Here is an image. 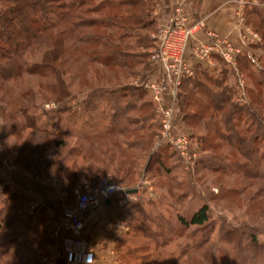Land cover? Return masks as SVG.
Instances as JSON below:
<instances>
[{
    "label": "trees",
    "instance_id": "trees-1",
    "mask_svg": "<svg viewBox=\"0 0 264 264\" xmlns=\"http://www.w3.org/2000/svg\"><path fill=\"white\" fill-rule=\"evenodd\" d=\"M149 2L0 0V95L6 96L11 91L10 84L26 75L50 77L55 83L48 86L49 96L43 101L54 99L65 107L48 121H42L37 114L41 94L31 88L19 92L15 100L18 107L14 111L0 106V118L6 122L3 138L17 139L12 158L23 170L39 174L43 166L46 177L53 170V175L69 180L70 192L80 183L94 185L112 174L127 195L128 191L135 190L144 173L166 180L161 184L170 193L176 187L180 189L170 177L176 167L169 162L174 157L177 161L182 158L170 146L157 145L160 126L156 121L155 104L148 91L130 82L148 74L152 69L150 63L154 64L150 53L154 47L151 39L155 26L154 5ZM247 17L248 24L260 33L264 42V11L253 8ZM37 55L40 60L32 62L31 57ZM217 62V69L222 65L218 77L210 73L215 69L198 68L194 77L183 79L175 106V121L180 129H188L191 141L194 136L200 138L198 146L204 156L199 159L198 167L210 172H232L233 169L241 174L243 183L247 179L264 182V95L248 89L249 103H235L225 86L228 71L224 69H229V65L220 59ZM262 62L264 64V59ZM249 64L247 53H243L239 58L240 70H246L256 87L263 90L264 67H260L263 79L257 81L258 76L251 72ZM73 91H87L81 112L87 114L88 120L80 116L79 109H68L76 95ZM103 104L113 109L107 114ZM95 111L100 112L102 120L109 119L106 131L101 132L100 124L95 123ZM18 117L24 120L20 124ZM51 119L55 120L53 125L49 123ZM170 149L173 150L170 155L163 154ZM224 150H228L231 157L222 159V153L217 155ZM247 183L246 190L236 192V196H245ZM227 188H223L222 196L233 198ZM7 196L8 201L19 200V205H9L6 199L0 205V264H30L33 251H46L42 223L34 221L38 215L30 217L25 213L23 194ZM250 201L249 211L258 207L257 217L263 219L264 208L259 209V206L264 201V187L251 196ZM177 203L182 204L181 195ZM145 204L132 205V210L162 232L158 249L174 244L182 230H209V203L191 213L192 208L178 213V228L163 223L162 216L160 221L156 219L146 210ZM140 220L132 219V223L135 225L136 221L140 225L139 233L145 231L141 238L149 240L150 226L144 228ZM231 225L220 231L221 241L227 242L230 248L217 246L213 252L212 248L205 252L210 264H218L219 255L233 264H248V261L242 263L237 256L240 250H252L257 256L252 263L264 264V241L255 233L247 234ZM131 235L129 232L118 245V253L125 245H131L129 253H123L119 262L128 264L124 263L125 259H134L143 264L146 256L138 257L135 253L147 251L148 243L137 245ZM238 235L240 238L235 240ZM243 235L248 237L246 242L241 239ZM210 242L209 237L202 244Z\"/></svg>",
    "mask_w": 264,
    "mask_h": 264
},
{
    "label": "rangeland",
    "instance_id": "rangeland-1",
    "mask_svg": "<svg viewBox=\"0 0 264 264\" xmlns=\"http://www.w3.org/2000/svg\"><path fill=\"white\" fill-rule=\"evenodd\" d=\"M150 1L149 3H152L154 5L152 10V17L155 22L154 31L151 33V39L154 41V47L150 50V53L155 51L157 47V39L156 36L159 32V26L160 24H168L171 17L173 16L175 5L178 3L184 2V5L186 6L189 13H195V10L198 8L199 3L193 2L191 3L190 0H145ZM217 3L218 0H213ZM233 5L236 7L235 13L237 18V29L239 30V37L245 36L246 37V45H244V53L248 55V59L250 61L249 68L253 74H255L257 77V81L260 79H263V76L261 74V68L264 67V64L262 60L264 59V42L263 39L258 31H255V29L252 27V25L248 24V17L247 13L248 11L253 10V8L260 9L261 11H264V0H233ZM238 13H243V24L241 25L239 23V16ZM246 29H249L251 32L257 34L260 38V40H255L253 37L249 34L250 37H248V33ZM220 35V34H219ZM241 37V38H242ZM231 39V37H228ZM205 37L203 38V40ZM234 43L237 41L232 40ZM238 43V42H237ZM240 43V41H239ZM194 43L191 44V47ZM33 57V58H32ZM31 61H35L36 59L40 60V55L32 56ZM30 59V57H29ZM150 63V62H149ZM152 66V69L150 72L145 76H138L133 81L130 82L133 83V85H136V82H143L147 81L150 78L156 77L157 75H160V71L157 65H154L150 63ZM239 64V62H238ZM222 65L218 66V69L216 68L214 71H211L210 73L214 75V77H218L220 75V69ZM228 71L226 75V83L225 86L229 88V91L231 93V97L233 101L240 105H247L251 99V95L248 94V89H255L262 92V95H264V89L257 88L255 85V82L251 80L249 77L250 75L245 70H240L239 65H237V68L235 70L234 67L229 65V69L226 67L224 69ZM150 75V76H149ZM149 76V77H148ZM241 82L243 85L241 86ZM55 80L54 78L50 77H41V76H25L24 78L17 80L16 82H12L10 84L11 91L6 96L0 95V106L4 105L7 106V109L9 112L14 111V109H17L18 105L15 102L17 95L21 90L25 89H33L34 91H38L41 94V99L39 100V106L40 111L37 113L41 118L42 121H48L49 117H53L58 114L59 110H63L65 107L64 105H60L54 101V99H50L49 102H44L43 98L46 96H49L48 93V86L50 84H54ZM73 100L69 104L71 105L69 110H78L80 116H82L83 119L88 120L87 114H82V108H83V101L86 99V93L85 92H77L73 91ZM80 94V95H79ZM128 95H131L130 92H127ZM150 95V94H149ZM242 96V97H241ZM151 96H149L150 98ZM241 97V98H240ZM117 99V96L116 98ZM100 101V100H99ZM103 108L106 109V113L108 114L111 109H113V106H109L107 104H103ZM68 110V111H69ZM156 111V110H155ZM177 111V110H176ZM70 112V111H69ZM51 113V115H50ZM65 116L66 114L63 113ZM75 117L78 116L74 115ZM157 116V113H156ZM95 123L100 124V131H106L109 127V119H103L102 115H100V112L95 111ZM17 123L20 124L23 119L18 117ZM156 121L158 123V116L156 118ZM51 122V123H50ZM50 125H53L55 123L54 119H51L49 121ZM188 129H181L180 131L186 133L190 137V133L187 132ZM6 131V122H3L0 118V146L1 149H3V152L5 156L12 160L13 163L16 165L17 170H9L8 168L0 169V187L1 185L8 181H12L14 185L12 186H6L5 190L1 191L0 188V205H2V202L4 199L7 200V197H11L12 195H24V204L23 209L25 207V203L29 201V199L32 197L35 198L32 194L26 193V188L31 184L32 182H37L36 177H39L42 180H48L49 178H60L64 181L62 177L53 175L55 173L53 170L51 174L47 175L44 172L43 166L39 169V174L37 173H30L28 171L23 170L20 166H18L14 159L12 158L14 156V150L17 145V139L15 137H9L7 139L3 138V135ZM194 139L192 140V145L194 149L198 153V160L204 156V154L200 151V148L198 146V143L200 142V138L198 136H194ZM73 142V141H72ZM54 144V143H53ZM52 144V148H53ZM157 146V145H156ZM52 148L48 152H52ZM164 151V150H163ZM172 149L165 150L163 152L164 155L168 154L170 155L172 153ZM221 157L222 159L231 157V153L228 150H224ZM210 155V154H209ZM219 157V156H218ZM226 163H230L229 160H225ZM169 163H174V167H176V170L173 172V174L170 177L174 178V185L180 186V189L176 187L173 193H170L168 189H164L162 186V182L166 180H162L160 177L152 175V174H143V179L137 182L135 190H137V193L126 195L123 193V187L118 184L120 187V192L116 197V205L119 206L120 210L117 213V216L119 219H121L125 226L123 228L120 227V237L121 239L127 237V234L130 232L134 237V242L138 243L137 245L148 243L149 249L147 251L139 252L138 254L135 253V256L138 255V257H141L145 255L141 261L143 264H210V262L206 258V253L209 252L212 249V252L214 249L218 246L219 248H225L229 249L230 246L227 244V242L221 241V229L225 227H230L244 231L245 233H255L259 236L261 241H264V214L263 219L257 217L259 210L258 207L253 208L252 211H249V206L251 205L250 197L256 194L260 188L264 187V182L261 181H250L247 179L248 188L245 196H236L235 193L239 192L241 193L244 191L243 189L245 186V183H243V178L241 174L236 170H231L232 172H210L209 170H205L204 168L198 167V164L196 163L193 170H188L184 161L180 160L177 161V158H173ZM170 165V164H169ZM58 166V165H57ZM56 166V167H57ZM54 168V170L56 169ZM44 175V176H43ZM112 175V174H108ZM107 175V176H108ZM105 177V176H104ZM103 177V178H104ZM113 177V175H112ZM114 178V177H113ZM161 179V180H160ZM162 181V182H161ZM41 184V183H39ZM90 184V183H89ZM42 185V184H41ZM229 187L227 188V186ZM43 186V185H42ZM82 186V185H78ZM33 187V186H32ZM45 187V186H43ZM227 188L232 193V197L225 198L222 196V190L223 188ZM47 188V187H45ZM25 189V190H24ZM33 189V188H32ZM69 188L65 189L66 196L61 199L60 193L55 190L56 193H58V199L54 202L55 206L62 211L63 203H67V205H72L75 202V195L74 190L70 192L68 190ZM75 189V188H74ZM246 190V189H245ZM238 194V193H237ZM5 195V196H4ZM182 196V204L177 203V197ZM38 197V196H37ZM38 199V198H37ZM16 200V199H15ZM9 200L7 204L11 205H19V200ZM43 203L45 202L41 198H39ZM154 202V205L149 204L148 202ZM17 202V203H15ZM146 203L145 207L146 210L154 217H157L156 219H159L162 216L164 218L163 223H168L171 226L178 228L177 223V214L178 213H185L188 209L192 208L190 213L193 211V209H197L199 206H201L204 203H209L211 207V219L209 224V230L208 237L206 236L207 232H202L199 229L196 228H190L187 231L180 232L181 237L177 239V241L170 245L169 247H165L164 249H158L157 243H161L162 239L159 237L162 232H158V229L151 225V223L147 222L145 218L139 216L132 210V205H137L138 203ZM163 202V205H162ZM122 205H121V204ZM262 205V206H261ZM259 206V209L264 208V201L263 204ZM249 211V213H248ZM141 219L140 221L143 224L144 228H148L150 232L152 233L149 236V240H146L145 238H141L143 236V233H139L140 225L136 223L133 225L132 219ZM144 230V229H143ZM209 232H211L209 236ZM145 236V235H144ZM211 239V242L209 244H202L204 243V239L209 238ZM240 236L234 237L235 240L239 239ZM132 239V238H131ZM241 239L246 242L248 237L246 235L241 236ZM212 248V249H211ZM131 249V245H125L124 248L118 253L119 257H123V253H129L128 251ZM132 254V252H130ZM237 256L239 255L240 261L242 263L249 264H257L252 263V260L255 259L256 253H254L252 250H240L239 253H236ZM235 254V255H236ZM148 255V256H147ZM118 257V258H119ZM132 260L125 259L124 263L128 264H140L139 262H135ZM219 262L218 264H233L232 262H229L227 259L219 255ZM132 261V262H131Z\"/></svg>",
    "mask_w": 264,
    "mask_h": 264
},
{
    "label": "built area",
    "instance_id": "built-area-1",
    "mask_svg": "<svg viewBox=\"0 0 264 264\" xmlns=\"http://www.w3.org/2000/svg\"><path fill=\"white\" fill-rule=\"evenodd\" d=\"M243 13H238L239 23L244 25ZM204 20H194L184 2L175 5L173 16L168 24H160L156 36L157 47L151 55V62L158 66L160 75L147 81L136 82L138 87L149 92L155 104L158 116L160 134L157 145H168L174 149L184 161L188 170H193L198 153L192 145L190 137L180 131V125L175 121V106L183 79L192 78L198 68L214 70L220 59L226 64L237 68L239 58L244 53L246 37L241 36L237 42L219 35L214 30H207ZM248 33L255 40L259 36L249 29ZM202 37L205 39L203 40ZM240 41V43H239ZM194 45L191 47V44ZM243 83L241 82V86ZM242 97V96H241ZM240 97V98H241ZM17 170L12 160H9L0 146V169ZM36 180L43 186L57 190L61 199L66 196L65 181L60 178ZM32 184V183H31ZM13 186L12 181L1 185V191L6 186ZM25 190V189H24ZM120 192V187L112 175L105 176L96 184L86 183L74 189L75 202L72 205L63 203L62 216L53 219L54 237H61V251L50 248L40 260V264H58L63 260L66 264H93L95 262L94 245L86 235L85 217L96 213L107 201H114ZM27 194H32V185L26 188ZM41 200L33 198L25 203L24 211L34 217L43 208ZM56 207V206H55Z\"/></svg>",
    "mask_w": 264,
    "mask_h": 264
},
{
    "label": "crops",
    "instance_id": "crops-1",
    "mask_svg": "<svg viewBox=\"0 0 264 264\" xmlns=\"http://www.w3.org/2000/svg\"><path fill=\"white\" fill-rule=\"evenodd\" d=\"M190 1L191 3H199L195 13H191L194 20H204L207 25V30H214L221 36L231 37V40L238 41L239 30L237 29L236 7L233 5V0H218L217 3L213 0ZM63 179L66 187L69 188V180ZM86 183L88 182L80 183L79 185H84ZM32 184V195L36 199L41 198L45 201L43 203V208L38 213V217L34 218V221L42 223L47 242L46 251L50 248H54L56 251L60 252L62 238L54 237L53 227V219L59 220L62 216L61 209L54 205V202L58 199V193L53 189L43 187L37 182H32ZM119 210L120 208L116 205L115 198L110 206L106 203V206H102L96 213L85 217L86 235L92 241L95 250V262L93 264H120L118 258V245L121 241L120 227L123 228L125 223L117 216ZM45 252L44 250L33 251L30 264H40L41 257ZM35 257L36 259H34ZM58 264L66 263L61 260Z\"/></svg>",
    "mask_w": 264,
    "mask_h": 264
},
{
    "label": "water",
    "instance_id": "water-1",
    "mask_svg": "<svg viewBox=\"0 0 264 264\" xmlns=\"http://www.w3.org/2000/svg\"><path fill=\"white\" fill-rule=\"evenodd\" d=\"M137 193V190H132V191H128V194H135ZM107 205L110 206L111 205V201H107Z\"/></svg>",
    "mask_w": 264,
    "mask_h": 264
}]
</instances>
